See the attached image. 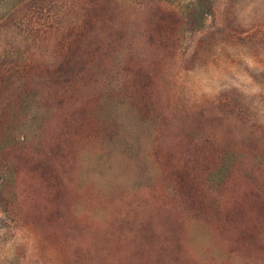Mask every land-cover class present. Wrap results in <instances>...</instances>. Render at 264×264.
Listing matches in <instances>:
<instances>
[{"label":"rangeland","instance_id":"374dc122","mask_svg":"<svg viewBox=\"0 0 264 264\" xmlns=\"http://www.w3.org/2000/svg\"><path fill=\"white\" fill-rule=\"evenodd\" d=\"M0 264H264V0H0Z\"/></svg>","mask_w":264,"mask_h":264}]
</instances>
